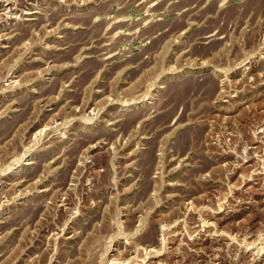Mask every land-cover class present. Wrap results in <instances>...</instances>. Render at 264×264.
Wrapping results in <instances>:
<instances>
[{"label":"rangeland","instance_id":"374dc122","mask_svg":"<svg viewBox=\"0 0 264 264\" xmlns=\"http://www.w3.org/2000/svg\"><path fill=\"white\" fill-rule=\"evenodd\" d=\"M0 264H264V0H0Z\"/></svg>","mask_w":264,"mask_h":264},{"label":"bare ground","instance_id":"6f19581e","mask_svg":"<svg viewBox=\"0 0 264 264\" xmlns=\"http://www.w3.org/2000/svg\"><path fill=\"white\" fill-rule=\"evenodd\" d=\"M29 1V0H28ZM12 3V2H11ZM40 10V9H39ZM29 11V10H28ZM41 16V15H40ZM38 21V20H37ZM108 57V56H107ZM104 58V57H103ZM106 58V57H105Z\"/></svg>","mask_w":264,"mask_h":264}]
</instances>
